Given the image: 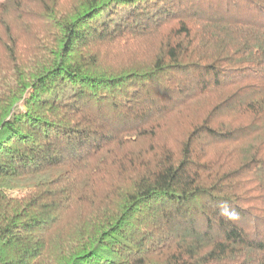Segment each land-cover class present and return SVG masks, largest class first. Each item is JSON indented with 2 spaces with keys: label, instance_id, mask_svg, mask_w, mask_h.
Here are the masks:
<instances>
[{
  "label": "trees",
  "instance_id": "1",
  "mask_svg": "<svg viewBox=\"0 0 264 264\" xmlns=\"http://www.w3.org/2000/svg\"><path fill=\"white\" fill-rule=\"evenodd\" d=\"M0 264H264V0H0Z\"/></svg>",
  "mask_w": 264,
  "mask_h": 264
}]
</instances>
